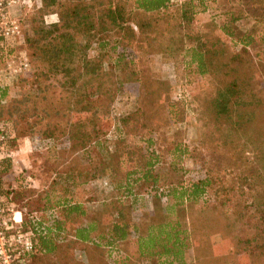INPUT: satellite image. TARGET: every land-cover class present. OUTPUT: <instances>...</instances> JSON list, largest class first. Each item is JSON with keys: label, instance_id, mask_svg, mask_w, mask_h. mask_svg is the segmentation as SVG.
Here are the masks:
<instances>
[{"label": "trees", "instance_id": "1", "mask_svg": "<svg viewBox=\"0 0 264 264\" xmlns=\"http://www.w3.org/2000/svg\"><path fill=\"white\" fill-rule=\"evenodd\" d=\"M209 4L39 0L24 48L31 73L0 86V124H11L14 133L0 142V152L34 136L48 149L60 141L68 147L51 190H29L23 201L20 187L3 189L11 161L6 152L0 159V195L12 194L23 205L12 235L33 239L23 264H190V249L198 264H264V3L241 1L219 12L220 24L198 27L196 17ZM48 11L58 22L47 26ZM152 56L182 57L189 74L214 85L200 107L202 129L193 148L176 132L169 148L152 150L153 138L183 117L169 82L153 72ZM131 83L139 107L118 119L110 151L103 144L112 109ZM129 137L145 139L146 147L130 146ZM198 149L215 159L203 179L186 187L180 162ZM165 153L173 157L166 172ZM107 176L119 181L117 196L93 209L76 198L78 189ZM139 194L151 195L153 207L135 221ZM132 239L136 257L129 253Z\"/></svg>", "mask_w": 264, "mask_h": 264}, {"label": "rangeland", "instance_id": "2", "mask_svg": "<svg viewBox=\"0 0 264 264\" xmlns=\"http://www.w3.org/2000/svg\"><path fill=\"white\" fill-rule=\"evenodd\" d=\"M180 2L183 0H174ZM210 2L208 11L196 17V24L202 27L210 21H215L220 24L223 17L219 16V12H224L235 9L241 1L246 0H208ZM212 2V3H211ZM264 3V0H262ZM39 7V0H0V86H11L14 82L21 78H27L31 73V62L29 57L25 54V39L32 34L31 32V16L34 14L36 8ZM58 22V16L53 11H48L44 16V24L52 25ZM12 23H16L20 27V34L15 37L4 38L2 36L5 28ZM252 25V23H251ZM219 36H221L219 34ZM222 39L226 40L221 36ZM3 41V43H2ZM150 65L157 77L169 82L171 86L170 97L171 100L177 103L180 107V112L183 117L178 121L173 119L170 121V126L164 132L158 133L153 138L152 150L163 151L166 147L169 148L172 142L173 133L179 132L182 134L181 138L184 143L193 148L197 145L200 139V132L202 129V122L200 121V107L204 102L214 95V85L209 78L189 74V68L186 67L184 59L152 56L149 58ZM27 61L29 63L28 71L22 68V63ZM138 87L136 84H127L124 87L123 93L119 95L117 101L114 103L112 109V120L109 124V131L105 148L113 149V136L118 119L133 113L139 107L138 105ZM14 138L12 125L9 123L0 124V142L6 143L7 139ZM39 136L31 138L18 139L9 147L7 153L6 148H1L0 159L7 157L11 161V171L4 178L5 191L16 190L21 188L20 201H23V195L29 196V190H37L39 192L50 191L51 183L56 177L57 163L60 162L63 150L68 147L67 141H60L55 143L53 148L48 149L43 145ZM111 140V141H110ZM145 140V139H144ZM137 137H129L128 144L132 147L145 146L146 143ZM5 152L7 154H5ZM158 154V152H156ZM81 163L87 161V157H82ZM214 158L209 151L198 149L192 157L185 156L180 162L183 168V183L186 187L197 182L205 177V165L208 161ZM215 159V158H214ZM173 161V157L165 153L163 155V169H169V164ZM116 187H119V181L114 177H104L100 180H94L90 184L78 189L76 198L83 201H89L87 206L93 209L97 207L102 200H109L117 196ZM45 191V192H44ZM25 196V197H26ZM3 199L6 218L9 220L10 227L12 225H20L22 222L23 205L20 202L13 201V195L8 197L6 194L0 195ZM35 198V197H34ZM89 199V200H88ZM138 204L134 207L133 218L138 221L141 213L145 209L151 210L153 207L151 195H138ZM96 200V201H95ZM27 200H24V202ZM15 202V203H14ZM14 203V204H13ZM169 202H165L168 205ZM29 210V208H28ZM18 228V227H15ZM11 229V228H10ZM21 231L20 229H18ZM9 230L6 233L8 245L15 256H20L19 247L16 244L17 238L20 235L29 237V233H16L12 235L13 231ZM33 241V239H32ZM131 240L129 253L136 257L137 247ZM75 258L78 261L85 259L83 250L76 249L74 252ZM23 258V254L21 255ZM20 256V257H21ZM186 261L190 264H198L196 262L195 253L190 249L186 253ZM23 264V263H22ZM147 264V263H146Z\"/></svg>", "mask_w": 264, "mask_h": 264}, {"label": "built area", "instance_id": "3", "mask_svg": "<svg viewBox=\"0 0 264 264\" xmlns=\"http://www.w3.org/2000/svg\"><path fill=\"white\" fill-rule=\"evenodd\" d=\"M20 34V27L16 23H12L5 28L2 36L4 38L15 37ZM22 68L28 71L29 63L27 61L22 63ZM9 220L6 218L3 199L0 198V264H22V254L31 253L34 250V244L31 238L20 235L17 238V245L19 247L20 256H15L8 245L6 233L10 230Z\"/></svg>", "mask_w": 264, "mask_h": 264}]
</instances>
